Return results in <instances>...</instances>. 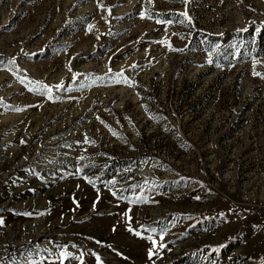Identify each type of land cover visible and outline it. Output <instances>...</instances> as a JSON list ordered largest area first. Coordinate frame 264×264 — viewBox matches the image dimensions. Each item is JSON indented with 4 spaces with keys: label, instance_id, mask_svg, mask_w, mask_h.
Masks as SVG:
<instances>
[{
    "label": "rangeland",
    "instance_id": "374dc122",
    "mask_svg": "<svg viewBox=\"0 0 264 264\" xmlns=\"http://www.w3.org/2000/svg\"><path fill=\"white\" fill-rule=\"evenodd\" d=\"M99 3L0 0V264H264V0Z\"/></svg>",
    "mask_w": 264,
    "mask_h": 264
},
{
    "label": "snow or ice",
    "instance_id": "6c2138e0",
    "mask_svg": "<svg viewBox=\"0 0 264 264\" xmlns=\"http://www.w3.org/2000/svg\"><path fill=\"white\" fill-rule=\"evenodd\" d=\"M148 2L150 3L151 0H148ZM187 2H188V0H181V3H185V4H186ZM98 6L101 7V8H103V5H102L101 3H99V0H98ZM110 11H111V10L108 9L109 14H110ZM181 15L184 17V20H183V21H180L181 23H183V22H185V21H187L188 23L191 22V18L187 16V13H186V12H185V13H181ZM140 16H141V18H151V16H150V12H149V10H147V9H145L144 11H141ZM157 23H164V21L157 20ZM167 23L170 24V23H172V21H167ZM92 28H93V25H89V30H91ZM159 43H161V44H166V45L169 47V49L172 50L170 44H168L166 40H161V41H159ZM10 63H12V61H10ZM255 63H257V62L254 61V64H255ZM132 67H135V65H133ZM110 71H111V70H110ZM122 71H123V70H122ZM121 74H122V73H117L116 75H117V76H121ZM253 75H254V76H260L261 78H264V73L256 72L255 70H253ZM35 83H36L37 86L34 87V88H31V89H30L31 91H33V92H40L41 94H47V95H49V97L51 98V88H50V86L43 85L41 82H35ZM56 87H57V88H60V87H63V85H56ZM15 110H16V111H20L21 109L17 108V109H15ZM113 134H115V133H113ZM124 216H125V217H128V213L125 212V213H124ZM129 219H130V218H129ZM0 223H3V222L0 221ZM141 227H142V228H145L146 226H143V225H142ZM113 230H115V228H114ZM128 231H129V232H133L136 236H141L142 238H145V239H147V240H149V241L152 242L153 247H152V248H149V250H148V256H149L150 259H151V257H152L153 255L158 254L157 252H154V251H153V249L156 248V246H157V242L153 239V237H152L151 234L147 235L146 237H143L141 232H139V231H135V230L132 229V228H128ZM146 231H148L149 233H151V232H154L155 229H148V228H146ZM161 239H162V236H161ZM164 247H165V245H164L163 243H160V244H159V248H164ZM61 255H62V256H67V255H69V254H67V253H61ZM98 259H99V258H98Z\"/></svg>",
    "mask_w": 264,
    "mask_h": 264
},
{
    "label": "trees",
    "instance_id": "16d2710c",
    "mask_svg": "<svg viewBox=\"0 0 264 264\" xmlns=\"http://www.w3.org/2000/svg\"><path fill=\"white\" fill-rule=\"evenodd\" d=\"M133 168L129 169L126 173H125V176L130 173V171H132ZM124 178H121V180H123Z\"/></svg>",
    "mask_w": 264,
    "mask_h": 264
}]
</instances>
